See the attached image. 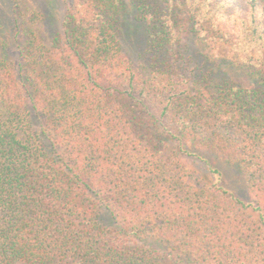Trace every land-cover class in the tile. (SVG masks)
Here are the masks:
<instances>
[{
    "label": "trees",
    "instance_id": "obj_1",
    "mask_svg": "<svg viewBox=\"0 0 264 264\" xmlns=\"http://www.w3.org/2000/svg\"><path fill=\"white\" fill-rule=\"evenodd\" d=\"M131 3L140 71L124 0H0V264H264V0Z\"/></svg>",
    "mask_w": 264,
    "mask_h": 264
},
{
    "label": "rangeland",
    "instance_id": "obj_2",
    "mask_svg": "<svg viewBox=\"0 0 264 264\" xmlns=\"http://www.w3.org/2000/svg\"><path fill=\"white\" fill-rule=\"evenodd\" d=\"M40 10H45L48 17V23L57 26L61 23L65 13L66 0H26ZM7 2V0H6ZM127 9V23L125 31V52L132 63V66L137 70H143L148 66L150 54L147 52V34L145 25L139 20L138 12L134 9L131 0H124ZM129 28V29H128ZM197 45L193 50H196ZM235 68V67H234ZM227 74L235 81L244 84H250L249 76L245 71L236 68L224 69Z\"/></svg>",
    "mask_w": 264,
    "mask_h": 264
}]
</instances>
